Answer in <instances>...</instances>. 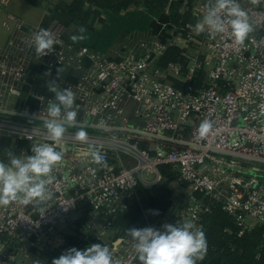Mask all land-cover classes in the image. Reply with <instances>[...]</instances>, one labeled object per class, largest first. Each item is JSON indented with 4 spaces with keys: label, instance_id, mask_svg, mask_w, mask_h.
I'll return each instance as SVG.
<instances>
[{
    "label": "built area",
    "instance_id": "built-area-1",
    "mask_svg": "<svg viewBox=\"0 0 264 264\" xmlns=\"http://www.w3.org/2000/svg\"><path fill=\"white\" fill-rule=\"evenodd\" d=\"M7 2L0 0V6ZM237 2L253 27L243 45L236 44L230 28L215 35L193 30L209 0H193L196 19L192 23L173 25V34H150L137 44V52L118 60L71 44L65 38L67 27L59 20L45 28L56 44L52 53L40 59L50 68L70 67L75 81L55 88L74 92L78 123L62 141L67 151L52 172L54 179L48 186L52 198L0 206V264H26L21 256L25 246L40 254L60 247L68 235L92 237L80 233L82 225L98 232L94 238L99 240L103 226L118 233L104 216L126 211L131 200L150 198L152 193L145 190L169 189L175 180L192 189L189 203L174 209L170 197L164 216L154 219L143 209V227L161 229L179 218L203 230L201 215L208 209L204 197L220 204L240 234L264 224V162L257 161L264 160V0ZM41 28L19 27L0 48V103L17 96L26 85L27 61L37 58L28 41ZM172 46L183 50L184 61L156 67L155 62ZM191 46L193 54L187 52ZM201 70L204 76L198 81L195 74ZM30 93L39 101L33 118L42 123L11 122L23 132L20 139L29 142L27 155L32 154L33 143H51L43 125L49 99L43 93ZM204 120H210L213 129L200 138L198 128ZM80 129L87 132V143L74 138ZM92 149H99L107 167L85 155ZM164 165L179 179L164 177L160 171ZM240 170L245 175H236ZM195 192L203 197L197 198ZM74 214L79 217L73 218ZM116 244L121 246L116 255L121 264H139L128 236L120 235Z\"/></svg>",
    "mask_w": 264,
    "mask_h": 264
},
{
    "label": "clouds",
    "instance_id": "clouds-1",
    "mask_svg": "<svg viewBox=\"0 0 264 264\" xmlns=\"http://www.w3.org/2000/svg\"><path fill=\"white\" fill-rule=\"evenodd\" d=\"M251 3L259 4L260 0H251ZM228 28L238 45H243L253 31L248 13L237 0H209L206 13L197 20L193 30L197 34L207 31L215 35ZM78 31L80 35L70 37L73 42L86 38L84 27ZM28 43L40 59L54 51L56 39L48 29L41 28ZM60 71L58 69V76ZM49 90L55 95L54 99L48 100L47 118L43 125L51 143H33L31 155H17L10 149L5 150L7 159L0 160V206L12 202L23 205L34 201L43 203L53 196L48 187L54 179L52 172L65 156L67 148L62 141L68 129L76 127L79 108L75 105V94L71 88L57 90L53 87ZM212 129L210 120L202 121L198 128L200 138L207 137ZM74 138L81 143L88 142V134L83 129L78 130ZM85 155H90L96 164L107 167L99 149H92ZM126 235L133 243L139 264H197L207 252L205 234L192 222L165 223L161 229L132 227L126 230ZM114 251V248L101 243H93L83 250L71 247L53 258L51 264H121L120 260L114 259Z\"/></svg>",
    "mask_w": 264,
    "mask_h": 264
},
{
    "label": "trees",
    "instance_id": "trees-1",
    "mask_svg": "<svg viewBox=\"0 0 264 264\" xmlns=\"http://www.w3.org/2000/svg\"><path fill=\"white\" fill-rule=\"evenodd\" d=\"M33 5H39L47 0H28ZM58 7L61 13H67L76 29L73 35H80L78 29L82 26L86 29L83 34L86 38L78 42L69 41L74 46H85L100 52L105 51L121 31V29L139 30L146 28L150 14H158L161 9L169 6L170 23L180 27L181 23H192L193 0H188L184 5V11L179 12L183 0H58ZM139 7L146 10L138 9ZM107 18L108 24L100 29L93 27L95 21H102V17ZM182 49L172 46L155 62V66L164 69L169 62L184 61L181 55ZM193 54V47L187 50ZM204 76L201 70L195 74L200 81ZM170 80V79H169ZM172 80V79H171ZM170 80V81H171ZM173 81V80H172ZM176 86L181 87L178 81H173ZM11 119H19L16 116H9ZM26 120V119H23ZM21 143H27L20 141ZM161 174L168 179H177L176 174L170 167L160 166ZM183 185H186L184 182ZM150 198H141L140 201L131 200L128 209L124 212H115L114 215L104 216L105 220H112L118 230V234L126 235V230L132 227L142 228L145 224L143 209L150 211V218L154 219L165 212L169 205L171 192L164 186L151 187L145 190ZM197 198H202L203 194L195 192ZM208 207L201 215L203 232L207 242V252L204 257L208 262L217 264H264V224L257 225L253 229L240 234V228L234 219L228 215L220 206L209 198H203ZM152 212V215H151ZM93 243L104 244L94 237L66 236L65 243L54 249H45L40 252V256L49 260L59 257L64 251L71 247L83 250ZM105 245V244H104Z\"/></svg>",
    "mask_w": 264,
    "mask_h": 264
},
{
    "label": "crops",
    "instance_id": "crops-1",
    "mask_svg": "<svg viewBox=\"0 0 264 264\" xmlns=\"http://www.w3.org/2000/svg\"><path fill=\"white\" fill-rule=\"evenodd\" d=\"M188 0H183V4L179 9V12L184 11V5ZM59 1L47 0L41 2L39 5H33L28 0H8L5 5L0 6V48L4 47L8 40L11 31L18 29H26L30 26H39L42 28L49 27L54 20L61 21L67 28L65 38L69 41V37L72 36L76 29V23L73 22L71 17L65 12L61 13L58 7ZM60 4V3H59ZM138 9L149 11L145 8L139 7ZM170 11L169 6L161 9L158 14H150L149 22L146 28L142 31L128 30L126 28L121 29L111 45L103 52L97 51L105 59L118 60L121 56H127L128 53H135L138 51L137 44L143 39L147 38L150 34H156L162 36L163 34L173 33V25L169 19ZM108 24L107 18L102 17V21H95L93 27L100 29ZM70 42V41H69ZM71 43V42H70ZM85 47V46H84ZM88 48V47H87ZM91 49V48H90ZM93 50V49H92ZM134 57V56H133ZM85 66L89 65L87 59L83 60ZM25 79L26 85L20 91L17 96L5 97L4 102L0 103V116L9 117L16 116L19 119L28 123H37L33 118L34 113L38 109L39 101L30 92L43 93L48 99H54V92L49 89L55 88L58 84L70 83L75 81V76L67 65H58L53 68L48 67L41 59L30 60L28 59L26 65ZM58 69L62 70L58 76ZM10 118V117H9ZM42 123V121H38ZM6 134L0 133V160L6 158L5 150L10 149L17 155H27L25 151L26 145H21L19 140L6 137ZM24 141V140H23ZM30 153V152H29ZM152 215V212H151ZM164 216L161 214L156 217ZM78 218L77 214L72 216ZM77 224V223H76ZM80 225V224H78ZM103 236L100 237L103 243H107L110 248H114V259L118 252H120V245L116 244V241L120 235L116 232H112L109 227H102ZM82 235L97 237L98 232H92L87 230L85 226H81ZM65 243L60 242V246ZM22 260L26 264H51L52 260L43 258L37 254L33 249L29 250L26 246L21 251ZM209 260L198 261L197 264H217L215 262H208Z\"/></svg>",
    "mask_w": 264,
    "mask_h": 264
},
{
    "label": "rangeland",
    "instance_id": "rangeland-1",
    "mask_svg": "<svg viewBox=\"0 0 264 264\" xmlns=\"http://www.w3.org/2000/svg\"><path fill=\"white\" fill-rule=\"evenodd\" d=\"M199 1V0H198ZM174 30V29H173ZM174 33V31H173ZM171 33V34H173ZM178 45L179 46H183V41L182 40H178ZM1 120H3L4 122L2 123ZM15 120V121H14ZM11 122H23L21 120L18 119H11V118H3L0 116V133H4L11 139H16L17 141H23L22 136L24 135L23 132L19 131L18 129H16L15 127H13L11 125ZM23 142H27L21 145H29L28 141H23ZM172 172H174L176 175V178L179 179L178 174L176 173V171L172 170ZM234 170H228V173H231ZM236 175H245V172L243 170H240L239 172H236ZM170 181V180H169ZM177 183V184H176ZM181 183V184H180ZM178 182L175 180V184H168L167 182H164L165 185H169V191L171 192V199H173V204H174V209H176V207H178L179 209L182 208V206H186L189 203V199H190V195L192 194V189L189 186H184V182ZM171 188V189H170ZM172 203V201H171ZM170 220V219H169ZM183 223L181 222V220L179 218L174 219L173 223Z\"/></svg>",
    "mask_w": 264,
    "mask_h": 264
},
{
    "label": "water",
    "instance_id": "water-1",
    "mask_svg": "<svg viewBox=\"0 0 264 264\" xmlns=\"http://www.w3.org/2000/svg\"><path fill=\"white\" fill-rule=\"evenodd\" d=\"M252 160H255V159H252ZM257 161H260V162H264V160H257ZM3 252L6 254L7 253V250H3Z\"/></svg>",
    "mask_w": 264,
    "mask_h": 264
}]
</instances>
